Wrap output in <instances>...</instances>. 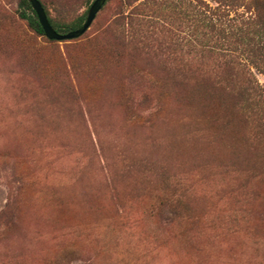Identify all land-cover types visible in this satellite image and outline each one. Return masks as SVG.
Listing matches in <instances>:
<instances>
[{
  "label": "rangeland",
  "instance_id": "374dc122",
  "mask_svg": "<svg viewBox=\"0 0 264 264\" xmlns=\"http://www.w3.org/2000/svg\"><path fill=\"white\" fill-rule=\"evenodd\" d=\"M40 1L65 34L95 0ZM23 13L0 0V264H264V0H107L65 42Z\"/></svg>",
  "mask_w": 264,
  "mask_h": 264
},
{
  "label": "water",
  "instance_id": "95a60500",
  "mask_svg": "<svg viewBox=\"0 0 264 264\" xmlns=\"http://www.w3.org/2000/svg\"><path fill=\"white\" fill-rule=\"evenodd\" d=\"M107 0H95L91 5L86 21L84 24L76 30L69 31L65 34L59 33L55 30L49 21L46 11L39 0H29L30 5L35 12L39 24L43 29L45 37L50 41L65 42L79 39L82 37L88 29L91 27L97 14L101 11Z\"/></svg>",
  "mask_w": 264,
  "mask_h": 264
},
{
  "label": "trees",
  "instance_id": "16d2710c",
  "mask_svg": "<svg viewBox=\"0 0 264 264\" xmlns=\"http://www.w3.org/2000/svg\"><path fill=\"white\" fill-rule=\"evenodd\" d=\"M25 1H26L27 5H28L29 9L31 10V13H32V14H31V16H27L25 13H23V16H22V17H23L25 20H27L29 26H30L35 32H37V33L40 34V35H44L43 29L41 28V26H40V24H39L38 18H37L35 12L33 11L32 7H31L29 0H25ZM39 1H40V0H39ZM40 2H41V1H40ZM41 4H42V2H41ZM42 5H43V4H42ZM43 7H44V6H43ZM44 9H45V8H44ZM88 12H89V11H88ZM88 12H87L85 18H81L76 24H74V25H72L71 27H69V28L67 29V30H68L67 32L72 31V30L79 29V28L84 24V22L86 21V18H87ZM141 12H142V11H141ZM46 14H47V13H46ZM137 15H138L139 17H142V19H145V18H149V17H150V15H148V14H142V13H140V12H139V14L137 13ZM49 21H50V20H49ZM50 23H51V21H50ZM51 24H52V23H51ZM52 26H54V25L52 24Z\"/></svg>",
  "mask_w": 264,
  "mask_h": 264
}]
</instances>
